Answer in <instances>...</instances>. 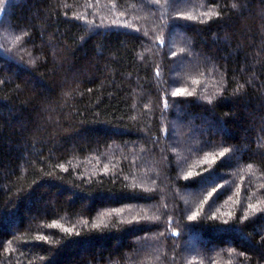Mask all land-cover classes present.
Returning <instances> with one entry per match:
<instances>
[{
    "label": "trees",
    "instance_id": "obj_1",
    "mask_svg": "<svg viewBox=\"0 0 264 264\" xmlns=\"http://www.w3.org/2000/svg\"><path fill=\"white\" fill-rule=\"evenodd\" d=\"M0 264H264V0H0Z\"/></svg>",
    "mask_w": 264,
    "mask_h": 264
},
{
    "label": "rangeland",
    "instance_id": "obj_2",
    "mask_svg": "<svg viewBox=\"0 0 264 264\" xmlns=\"http://www.w3.org/2000/svg\"><path fill=\"white\" fill-rule=\"evenodd\" d=\"M173 137H174L173 140H176V139H177V138H176V137H177L176 132L173 134ZM186 248H187V250H190V251L193 250L192 240H189V241H188V243H187V247H186Z\"/></svg>",
    "mask_w": 264,
    "mask_h": 264
},
{
    "label": "snow or ice",
    "instance_id": "obj_3",
    "mask_svg": "<svg viewBox=\"0 0 264 264\" xmlns=\"http://www.w3.org/2000/svg\"><path fill=\"white\" fill-rule=\"evenodd\" d=\"M178 94V93H177ZM224 155V153H221V156H223ZM195 217H190V219H194Z\"/></svg>",
    "mask_w": 264,
    "mask_h": 264
}]
</instances>
